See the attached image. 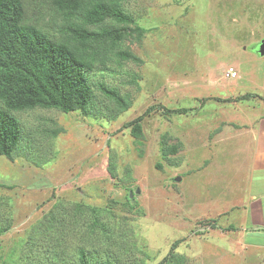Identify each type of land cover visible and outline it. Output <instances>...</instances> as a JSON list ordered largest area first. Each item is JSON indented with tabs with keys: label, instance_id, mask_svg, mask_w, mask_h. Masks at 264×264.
<instances>
[{
	"label": "rangeland",
	"instance_id": "374dc122",
	"mask_svg": "<svg viewBox=\"0 0 264 264\" xmlns=\"http://www.w3.org/2000/svg\"><path fill=\"white\" fill-rule=\"evenodd\" d=\"M121 3L134 21L103 23L125 37L90 76L92 114L14 112L22 140L13 160L0 155V264H77L81 248L92 264H264V236L233 225L253 153L243 117L264 114V0ZM30 4L58 36L53 4ZM150 107L133 136L126 123Z\"/></svg>",
	"mask_w": 264,
	"mask_h": 264
},
{
	"label": "trees",
	"instance_id": "16d2710c",
	"mask_svg": "<svg viewBox=\"0 0 264 264\" xmlns=\"http://www.w3.org/2000/svg\"><path fill=\"white\" fill-rule=\"evenodd\" d=\"M49 1L64 21L58 36L30 17L31 10L36 15L41 12L37 4H30V0H0V155L10 160L22 140V127L15 111L46 108L92 114L95 92L90 76L107 69V52L125 37L123 28L106 27L103 23L109 18L121 24L134 21L122 8V0ZM139 31L143 33L144 29ZM117 54L122 59L132 58L123 51ZM96 86L121 110L127 107L116 88L104 82ZM150 110L151 107L126 123L133 136L142 137V123ZM52 214L51 219L62 224L64 218ZM5 230L0 229V234ZM77 253V264H92L85 249Z\"/></svg>",
	"mask_w": 264,
	"mask_h": 264
},
{
	"label": "crops",
	"instance_id": "0c3cea01",
	"mask_svg": "<svg viewBox=\"0 0 264 264\" xmlns=\"http://www.w3.org/2000/svg\"><path fill=\"white\" fill-rule=\"evenodd\" d=\"M252 118L251 114L243 117V135L252 137L253 153L250 172L243 185L246 188L236 196L233 225L244 236H264V114Z\"/></svg>",
	"mask_w": 264,
	"mask_h": 264
},
{
	"label": "water",
	"instance_id": "95a60500",
	"mask_svg": "<svg viewBox=\"0 0 264 264\" xmlns=\"http://www.w3.org/2000/svg\"><path fill=\"white\" fill-rule=\"evenodd\" d=\"M257 51H258L261 55H264V39L261 41L259 47L257 48ZM178 180H180V178H179Z\"/></svg>",
	"mask_w": 264,
	"mask_h": 264
},
{
	"label": "built area",
	"instance_id": "2783aa9c",
	"mask_svg": "<svg viewBox=\"0 0 264 264\" xmlns=\"http://www.w3.org/2000/svg\"><path fill=\"white\" fill-rule=\"evenodd\" d=\"M229 75H231V76H235L236 73L233 71V69H230V70H229Z\"/></svg>",
	"mask_w": 264,
	"mask_h": 264
}]
</instances>
